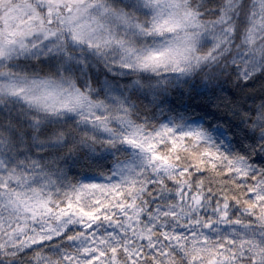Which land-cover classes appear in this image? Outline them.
Instances as JSON below:
<instances>
[{
    "label": "snow or ice",
    "instance_id": "1",
    "mask_svg": "<svg viewBox=\"0 0 264 264\" xmlns=\"http://www.w3.org/2000/svg\"><path fill=\"white\" fill-rule=\"evenodd\" d=\"M0 264H264V0H0Z\"/></svg>",
    "mask_w": 264,
    "mask_h": 264
}]
</instances>
